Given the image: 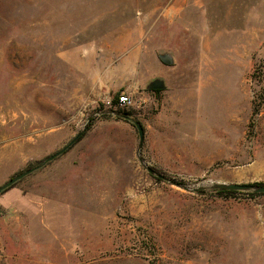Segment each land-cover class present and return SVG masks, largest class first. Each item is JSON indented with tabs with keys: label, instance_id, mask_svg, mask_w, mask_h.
Returning a JSON list of instances; mask_svg holds the SVG:
<instances>
[{
	"label": "rangeland",
	"instance_id": "1",
	"mask_svg": "<svg viewBox=\"0 0 264 264\" xmlns=\"http://www.w3.org/2000/svg\"><path fill=\"white\" fill-rule=\"evenodd\" d=\"M83 130L0 194V264H264V194L212 190L264 183V0H0V187Z\"/></svg>",
	"mask_w": 264,
	"mask_h": 264
},
{
	"label": "water",
	"instance_id": "2",
	"mask_svg": "<svg viewBox=\"0 0 264 264\" xmlns=\"http://www.w3.org/2000/svg\"><path fill=\"white\" fill-rule=\"evenodd\" d=\"M160 58H161L162 62H164V63H167V64H172L173 63L172 58L169 57V56H162ZM149 88L152 89V90H164L165 89V84L161 80H155L154 82H152L150 84ZM134 126L137 128L138 133H139V138H140L139 147L141 148L142 145H143V142H144V129H143V126L140 123H138V122H134ZM85 132H86V130H83L82 132L77 134V136H75L69 142V144H67L64 148H62L58 152H56L53 155L49 156L41 165L33 167V168H30V169L20 173L19 175L15 176L11 180H9L6 184H4L3 186L0 187V194L3 193L4 191L9 190L14 185H16L18 182L22 181L26 177H28L31 174L35 173L36 171L40 170L41 168H43L47 164L55 161L59 157H61L64 154H66V152H68V150L70 148H72L80 140V138L85 134ZM148 172L150 174H152V175H156L155 172L153 170H151V169H148ZM158 177L162 178V176H158ZM217 187L221 188V189H228V190H233V191L253 190V191H255V192L259 193V194H264V186L259 187L257 189H254L251 185H239V184H229V185H227V184H222V185H218Z\"/></svg>",
	"mask_w": 264,
	"mask_h": 264
},
{
	"label": "trees",
	"instance_id": "3",
	"mask_svg": "<svg viewBox=\"0 0 264 264\" xmlns=\"http://www.w3.org/2000/svg\"><path fill=\"white\" fill-rule=\"evenodd\" d=\"M156 92H157V94H160L161 92L159 91V90H156ZM118 101H119V97L116 99V100H114V104L115 105H118ZM257 113V112H256ZM84 136V135H83ZM82 136V137H83ZM82 137L80 138V140L82 139ZM79 140V141H80ZM78 141V142H79ZM77 142V143H78ZM76 143V144H77ZM71 149V148H70ZM69 149V150H70ZM68 150V151H69ZM67 153V152H66ZM65 155V154H64ZM179 185H181V186H183V185H185V183L184 182H179ZM254 189H257V188H259V187H262V186H264V183H254V184H252L251 185ZM14 187V186H13ZM12 187V188H13ZM11 189V188H10ZM212 190H213V192L215 193V195H217V196H219V197H228V196H232V195H235V194H238L239 192L238 191H233V190H228V189H221V188H218L217 186H214V187H212ZM197 192L198 193H204V190L202 189V188H200V189H198L197 190ZM253 195H257V193H254Z\"/></svg>",
	"mask_w": 264,
	"mask_h": 264
},
{
	"label": "built area",
	"instance_id": "4",
	"mask_svg": "<svg viewBox=\"0 0 264 264\" xmlns=\"http://www.w3.org/2000/svg\"><path fill=\"white\" fill-rule=\"evenodd\" d=\"M118 105L123 108H130L134 105L133 98L128 94L119 97Z\"/></svg>",
	"mask_w": 264,
	"mask_h": 264
}]
</instances>
